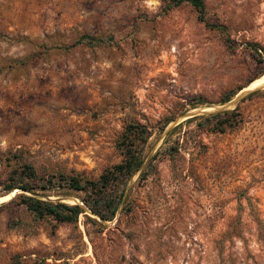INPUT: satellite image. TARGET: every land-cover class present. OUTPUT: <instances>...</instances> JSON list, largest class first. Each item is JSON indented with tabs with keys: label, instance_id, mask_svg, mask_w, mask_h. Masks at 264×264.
Masks as SVG:
<instances>
[{
	"label": "rangeland",
	"instance_id": "rangeland-1",
	"mask_svg": "<svg viewBox=\"0 0 264 264\" xmlns=\"http://www.w3.org/2000/svg\"><path fill=\"white\" fill-rule=\"evenodd\" d=\"M203 1L204 21L222 29L186 2L0 0V264H264V60L253 49L264 47V0ZM252 87L224 109L237 105L235 128L183 122ZM128 123L150 135L110 220L82 190L35 192L80 204L71 222L36 218L20 190L5 192L21 163L96 180L120 161Z\"/></svg>",
	"mask_w": 264,
	"mask_h": 264
},
{
	"label": "trees",
	"instance_id": "trees-1",
	"mask_svg": "<svg viewBox=\"0 0 264 264\" xmlns=\"http://www.w3.org/2000/svg\"><path fill=\"white\" fill-rule=\"evenodd\" d=\"M188 3L198 12L200 21H204L203 0H168L165 9L172 6H177L181 3ZM205 25L222 29V25L208 24ZM79 40L91 42L93 37L83 35ZM253 49L260 50V58L264 60V47H256ZM260 58L258 60H260ZM264 72V68L259 71L257 76ZM250 79L248 82H250ZM240 88V87H239ZM235 93H227L223 96L221 103L228 101ZM256 89L247 93L246 97L257 94ZM197 102L195 104H201ZM193 104L191 107H194ZM237 105L232 110L217 111L214 113H202L199 115H192L183 120L184 123L195 121V126L199 130H206L212 132H223L226 129L235 128L240 122L238 117ZM181 122L174 125L166 131V134H171L174 130L179 128ZM150 135L149 129L138 123H128L123 128L122 133L116 141V148L121 156L119 162L106 167L96 180H80L75 176L65 177L63 175L53 176L47 178L38 177L35 170L28 164L21 163L15 168L11 169L4 178L5 183L3 187L5 192L18 189L21 192L16 194L20 203L36 218L49 217L55 222H71L75 221L79 213L84 211V208L78 204H68L58 200L40 199L36 197V190L43 191H62L64 189L82 190L88 192L87 195L81 199L82 203L88 210L95 214L100 220H110L118 205L125 198V180L131 176L135 171L140 169L142 158V150L144 143ZM176 151V147L174 149ZM29 193V194H28ZM261 224L257 221V233L261 234ZM231 239V235H229ZM218 254L219 262L222 259L223 240H218Z\"/></svg>",
	"mask_w": 264,
	"mask_h": 264
},
{
	"label": "water",
	"instance_id": "water-1",
	"mask_svg": "<svg viewBox=\"0 0 264 264\" xmlns=\"http://www.w3.org/2000/svg\"><path fill=\"white\" fill-rule=\"evenodd\" d=\"M254 89V87L250 88V89H239L238 92L234 95L233 99H231L230 101H227L226 103L214 107L213 110L219 111V110H224L227 109L228 107L232 106L235 102H237L239 99H241L245 94L249 93L250 91H252ZM199 112H206V111H200V110H194L191 113L187 114V117H190L192 115H195V113H199ZM18 189L13 190L14 192H17Z\"/></svg>",
	"mask_w": 264,
	"mask_h": 264
},
{
	"label": "bare ground",
	"instance_id": "bare-ground-1",
	"mask_svg": "<svg viewBox=\"0 0 264 264\" xmlns=\"http://www.w3.org/2000/svg\"><path fill=\"white\" fill-rule=\"evenodd\" d=\"M261 84H264V74L257 80L255 86H259Z\"/></svg>",
	"mask_w": 264,
	"mask_h": 264
}]
</instances>
